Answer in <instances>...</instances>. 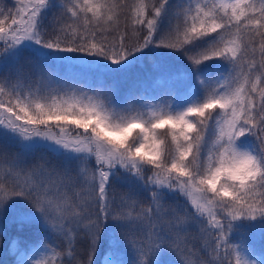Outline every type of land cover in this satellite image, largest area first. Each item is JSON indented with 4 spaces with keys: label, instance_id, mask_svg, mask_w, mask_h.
<instances>
[{
    "label": "snow or ice",
    "instance_id": "6c2138e0",
    "mask_svg": "<svg viewBox=\"0 0 264 264\" xmlns=\"http://www.w3.org/2000/svg\"><path fill=\"white\" fill-rule=\"evenodd\" d=\"M9 212L36 231L15 264H148L193 223L211 240L187 264H257L229 233L264 218V0H0Z\"/></svg>",
    "mask_w": 264,
    "mask_h": 264
},
{
    "label": "trees",
    "instance_id": "16d2710c",
    "mask_svg": "<svg viewBox=\"0 0 264 264\" xmlns=\"http://www.w3.org/2000/svg\"><path fill=\"white\" fill-rule=\"evenodd\" d=\"M7 6L12 7L14 0H6ZM167 81L166 77H158L155 86L163 87ZM252 142V138H249ZM117 195L127 193L129 189L124 185H117L115 189ZM141 201L147 205V194H141ZM166 204L179 208L181 211L186 207L183 197L170 195L166 198ZM204 227H208L204 225ZM209 231H214L209 229ZM248 236V239L253 243L255 249L264 252V218H258L256 220H250L247 218H241L233 222V230ZM159 232V227L156 229ZM156 232H152L150 229H143L140 231H133L130 233L129 238L136 241V247L143 246L145 250L154 247L159 243ZM36 235V231L33 227L22 226L16 219H3L0 216V264H15V250L16 246L13 241L19 240L24 244H31ZM211 236L201 230L200 225L193 223L190 225L186 232L173 235V239L167 242L166 247H161L159 250H164L160 254V262L158 264H187L189 259H203L206 258V252L203 250L208 247ZM53 243L58 244L55 238ZM122 259L131 264V257L135 255L129 250L125 249L121 251ZM103 258V253H101ZM234 256L231 255L230 249L225 251L221 249L219 256L217 257L215 264H228V261H234ZM154 256H151L148 260V264H153Z\"/></svg>",
    "mask_w": 264,
    "mask_h": 264
},
{
    "label": "rangeland",
    "instance_id": "374dc122",
    "mask_svg": "<svg viewBox=\"0 0 264 264\" xmlns=\"http://www.w3.org/2000/svg\"><path fill=\"white\" fill-rule=\"evenodd\" d=\"M245 143L250 146L252 142L249 139ZM1 218L7 219V220L15 219V214L9 212V213H6L5 215L1 216ZM229 239H230V243L231 244L240 245L241 246V250L245 252V254L247 255V257L250 260L257 261V264H264V252L256 250L255 246L253 245V243L248 239V236L242 235L241 233H238V232H235V231H231L229 233ZM141 247H143V246H140V248ZM230 251H231V255L234 256V253H232L231 249H230ZM163 252H164L163 249L162 250H158L153 255L154 256L153 264H158L160 262V254H162ZM122 256L123 255L120 253V257L121 258H122Z\"/></svg>",
    "mask_w": 264,
    "mask_h": 264
}]
</instances>
